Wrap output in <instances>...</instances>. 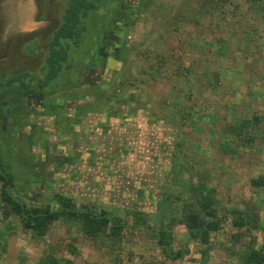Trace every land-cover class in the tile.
<instances>
[{
  "label": "rangeland",
  "instance_id": "1",
  "mask_svg": "<svg viewBox=\"0 0 264 264\" xmlns=\"http://www.w3.org/2000/svg\"><path fill=\"white\" fill-rule=\"evenodd\" d=\"M66 1L35 0L45 25L20 32L26 0H0L1 79L41 76ZM85 26L43 94L0 91V169L28 205L55 207L61 193L129 220L146 213L155 228L172 219V248L188 254L165 257L145 229L95 243L54 222L37 237L0 201V264H242L246 234L228 218L207 244L187 241L182 207L200 182L264 227V0H102ZM253 115L262 121L248 133L227 129Z\"/></svg>",
  "mask_w": 264,
  "mask_h": 264
},
{
  "label": "trees",
  "instance_id": "2",
  "mask_svg": "<svg viewBox=\"0 0 264 264\" xmlns=\"http://www.w3.org/2000/svg\"><path fill=\"white\" fill-rule=\"evenodd\" d=\"M102 0H67L59 24L52 30L47 42V50L41 66V76L36 77L30 71H21L5 79L0 78V91L16 86L20 90H27L33 86L42 93L66 69L71 67L69 53L72 47H78L82 35L86 31L85 21L90 12L98 10ZM36 19H41L36 16ZM36 43L30 44L28 52L33 54ZM264 118V117H263ZM262 121V117L253 115L251 118H239L228 124L236 136L248 133L249 129ZM0 201L5 203L11 213L16 216L23 229L29 230L34 236H44L54 222L78 223L83 233L95 243L109 241L118 243L126 232L145 229L152 233L160 247L161 253L172 260L182 259L188 254L187 245L182 249H173V235L170 231L172 219L168 223L160 222L159 227L149 224L146 213L133 211L129 220L117 212L89 203H76L70 196L53 193V202L50 204L28 205L11 191L12 177L0 172ZM251 185L260 186L262 178L250 180ZM213 189L204 183L191 186V201H183L182 221L187 233V241L209 242L210 235L218 231L229 218L237 233L246 234L251 246L242 259V264H264V227L257 224L249 208L227 207L218 204ZM177 197V196H176ZM179 200V198H177ZM260 230L262 242L255 246V236L251 231ZM73 251V248H71ZM53 263L55 259L51 258Z\"/></svg>",
  "mask_w": 264,
  "mask_h": 264
},
{
  "label": "crops",
  "instance_id": "3",
  "mask_svg": "<svg viewBox=\"0 0 264 264\" xmlns=\"http://www.w3.org/2000/svg\"><path fill=\"white\" fill-rule=\"evenodd\" d=\"M26 17L25 19H22L18 22V31L20 32H24V31H28V32H33L36 31L38 29H41L44 25H45V20L44 17H41V19L37 20L36 19V15H37V11H38V6L36 5L35 0H26ZM21 7V6H20ZM18 12L20 13V17L22 11L21 8H18ZM27 24V27L29 28H25L24 25Z\"/></svg>",
  "mask_w": 264,
  "mask_h": 264
},
{
  "label": "flooded vegetation",
  "instance_id": "4",
  "mask_svg": "<svg viewBox=\"0 0 264 264\" xmlns=\"http://www.w3.org/2000/svg\"><path fill=\"white\" fill-rule=\"evenodd\" d=\"M24 91H29V89H27V90H24ZM39 93H42V92H40V91H38ZM43 94V93H42ZM0 172H3V171H1V169H0Z\"/></svg>",
  "mask_w": 264,
  "mask_h": 264
}]
</instances>
